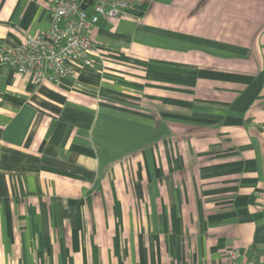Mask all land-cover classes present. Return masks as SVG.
<instances>
[{
    "label": "crops",
    "instance_id": "1",
    "mask_svg": "<svg viewBox=\"0 0 264 264\" xmlns=\"http://www.w3.org/2000/svg\"><path fill=\"white\" fill-rule=\"evenodd\" d=\"M55 0H0V47ZM58 82L0 65V264H264V0H143Z\"/></svg>",
    "mask_w": 264,
    "mask_h": 264
},
{
    "label": "built area",
    "instance_id": "2",
    "mask_svg": "<svg viewBox=\"0 0 264 264\" xmlns=\"http://www.w3.org/2000/svg\"><path fill=\"white\" fill-rule=\"evenodd\" d=\"M142 1L55 0L49 9L50 28L28 34L15 46L0 47V65L19 73H33L37 82H58L78 67L92 65V31L101 20L124 17ZM238 260V249L230 248L220 264H240Z\"/></svg>",
    "mask_w": 264,
    "mask_h": 264
},
{
    "label": "water",
    "instance_id": "3",
    "mask_svg": "<svg viewBox=\"0 0 264 264\" xmlns=\"http://www.w3.org/2000/svg\"><path fill=\"white\" fill-rule=\"evenodd\" d=\"M83 7L86 8V4L85 3L83 4Z\"/></svg>",
    "mask_w": 264,
    "mask_h": 264
}]
</instances>
